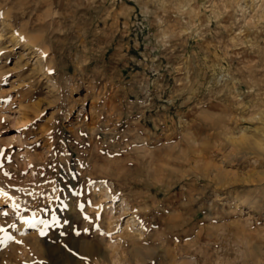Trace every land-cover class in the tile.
<instances>
[{"label":"rangeland","instance_id":"374dc122","mask_svg":"<svg viewBox=\"0 0 264 264\" xmlns=\"http://www.w3.org/2000/svg\"><path fill=\"white\" fill-rule=\"evenodd\" d=\"M26 1L0 17V185L35 202L0 264L24 243L29 264H98L85 246L132 215L148 242L114 264H264V0ZM31 20L38 55L14 33ZM53 214L36 241L21 225Z\"/></svg>","mask_w":264,"mask_h":264},{"label":"bare ground","instance_id":"6f19581e","mask_svg":"<svg viewBox=\"0 0 264 264\" xmlns=\"http://www.w3.org/2000/svg\"><path fill=\"white\" fill-rule=\"evenodd\" d=\"M9 1L10 0H0V4L3 6V9H1L2 7L0 8L1 9L0 10V17L2 18V20H4L5 18H10L9 20L14 22L17 19V15L18 14H16L12 10L13 9L22 10L23 8L26 7V5L28 4V1H26V0L21 1L18 5L17 4H11V3L9 4ZM34 8H33V10H34ZM45 12L46 11H44V13ZM46 14H49V13H46ZM32 20L30 22H27L26 21V24L23 25L18 31H15L14 30V33L18 34L17 37H19L20 39H22L25 43H29L31 45V47L35 49V53H37V55H38V54L43 53L44 50L43 49H40V48L39 49L38 48L36 49L37 44L39 45V43H41V45H42V42H39L38 43V41L41 40V35H38V34H35V33L34 34H29L28 33V30L33 29L34 28V25H35L33 23L34 21L32 22ZM44 27H45V24H44ZM0 53H1V51H0ZM32 53H33V51H32ZM39 58L40 57H37V60ZM39 63H41V62H39ZM86 68H88V67H86ZM41 70H43V74H44L45 73V65H41ZM263 126H264V124H263ZM8 184H9V182H8ZM13 184L12 185H7L6 184L7 185V188L6 189H4L3 186L0 185V228L3 227L8 222L9 214L12 213L13 215H15V218H17L18 215H16V214L20 213V212H18L19 210H22L23 208L26 209L27 207L32 206L34 204V202H35V201L34 202L32 201L33 200V194L34 193L31 195L30 194V189L31 188H29L32 183H29V185H25L24 184V185H22L20 187L17 186L18 184L17 185H13ZM96 190H98L97 192L105 193L106 196L108 194L110 195V193H111V191H108V189H106V187H104L101 184L97 185V187L94 189V191H96ZM38 199H40V198H38ZM72 202L73 201H71L70 197H68L66 199V201H65V203L67 205L66 212L69 213V214L74 215L75 217H80L82 211L75 209L73 207ZM122 203L124 204V202H122ZM4 205L6 206V209L5 210L1 209V207L4 206ZM13 206H15V209H14ZM126 206H128V205H126ZM4 213H7V215H4ZM25 215L28 216V214H25ZM26 219L27 218H25V216H24L23 221H26ZM131 219L132 220L130 222H128L127 225L125 226V230L115 238L116 239V243L113 244L112 242H109V243H107L108 245L105 246V247H103V249H102V247L100 248V246L97 247V244L92 240L95 244H92L93 242H91L90 244H92V245H86V246L84 245L85 246V249L84 250L86 251V255H88L90 258L97 257L98 258V260H97L98 261L97 262L98 264H102V263H106V262L108 264H114V262L120 261L119 260V257L121 256V251L123 249L127 248L128 246H136L139 243L148 242L147 234H146V232L144 230H142L143 229L142 228V225H139V222L136 223V220L134 219V215H132ZM23 224L24 223L22 222L21 225H23ZM131 226L132 227L137 226V228L135 227L137 230H135V228H132L131 229ZM173 227H175V226H173ZM173 227L172 226H169V227H167V230L169 231ZM42 228H43L42 225L36 224L35 233H31L30 234V238L32 240H34V241L38 240V238H39V235L38 234L40 233V231H41ZM84 228H86V227L84 226ZM105 229H107V228H105ZM107 230H105V231H107ZM204 230L205 229H199L196 232V240H199L201 238L202 233L204 232ZM168 231L166 232V234H168ZM176 235H178V233H176ZM78 236H80V235H78ZM88 236L89 235H87V237ZM95 237L99 241H103L104 242V240H105V238L102 237V236H100V235H96ZM81 239L83 240V238H81ZM95 241H97V240H95ZM89 242H88V244H89ZM104 243H106V242H104ZM27 244L26 243L23 244V247H22L23 248V254H22L21 260L18 261V259H15V258L13 259L16 262V264H29L28 263L29 261H31V260L33 261V260H35L37 258V255H35L33 253L31 247L29 245H27ZM80 245H82V244L80 243L79 246ZM174 249L176 251H181V250H179L180 249L179 246H175ZM49 258H50L51 261H54V259H51V257H49ZM193 259H194V261H196V259L194 257H193ZM11 260H12V258H11ZM5 262H7L6 264H10V262L8 260H6Z\"/></svg>","mask_w":264,"mask_h":264},{"label":"snow or ice","instance_id":"6c2138e0","mask_svg":"<svg viewBox=\"0 0 264 264\" xmlns=\"http://www.w3.org/2000/svg\"><path fill=\"white\" fill-rule=\"evenodd\" d=\"M14 207V209H15V206H13ZM4 215H7V213H4ZM23 223H25V224H27L29 227H33V228H35L36 227V224H40V225H42L43 226V228L41 229V231H40V235L41 236H45L46 235V229H49V228H51V227H57L58 226V224H59V222L57 221V219H56V217H55V215L53 214L52 215V218H51V220L49 221V220H39V221H35V222H33V221H28V220H26V221H23ZM0 231H2V229H0ZM85 231H87V230H85ZM77 235H79V233H77ZM8 239L10 240L11 239V237H8ZM83 259V258H82Z\"/></svg>","mask_w":264,"mask_h":264}]
</instances>
